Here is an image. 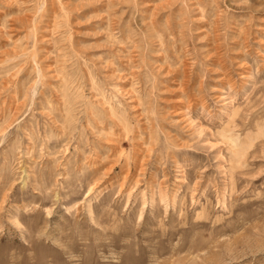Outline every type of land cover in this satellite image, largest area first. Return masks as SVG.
Masks as SVG:
<instances>
[{"label":"rangeland","instance_id":"rangeland-1","mask_svg":"<svg viewBox=\"0 0 264 264\" xmlns=\"http://www.w3.org/2000/svg\"><path fill=\"white\" fill-rule=\"evenodd\" d=\"M0 264H264V0H0Z\"/></svg>","mask_w":264,"mask_h":264}]
</instances>
